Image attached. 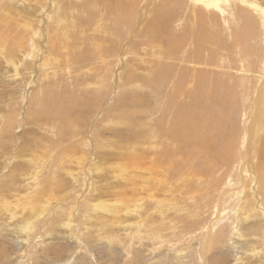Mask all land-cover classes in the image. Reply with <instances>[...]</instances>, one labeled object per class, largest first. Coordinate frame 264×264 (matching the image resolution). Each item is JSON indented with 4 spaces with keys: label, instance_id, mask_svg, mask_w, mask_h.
I'll list each match as a JSON object with an SVG mask.
<instances>
[{
    "label": "rangeland",
    "instance_id": "1",
    "mask_svg": "<svg viewBox=\"0 0 264 264\" xmlns=\"http://www.w3.org/2000/svg\"><path fill=\"white\" fill-rule=\"evenodd\" d=\"M236 4L0 0V264H264L263 30Z\"/></svg>",
    "mask_w": 264,
    "mask_h": 264
},
{
    "label": "bare ground",
    "instance_id": "2",
    "mask_svg": "<svg viewBox=\"0 0 264 264\" xmlns=\"http://www.w3.org/2000/svg\"><path fill=\"white\" fill-rule=\"evenodd\" d=\"M129 3H131L132 0H128ZM136 1V0H134ZM142 1V0H141ZM193 6H198L199 8H205L207 10H215V9H221L222 11L224 10L222 6L225 4L231 5L233 2L235 3V7L237 6V2H241L247 7L252 8L253 10L256 11V15L258 16V19L260 21V25H262V30H263V41H264V1L263 0H189ZM128 4V3H127ZM125 4L122 7V0H119V8H124L127 6ZM197 7V8H198ZM232 7V6H231ZM198 8V9H199ZM202 8V9H203ZM220 10V11H221ZM217 12V11H216ZM210 13V12H209ZM224 13V12H223ZM227 13V12H226ZM217 14V13H216ZM231 15V14H230ZM223 17V22L226 23L228 18ZM220 18V16H219ZM225 18V19H224ZM180 25V24H179ZM3 38V37H2ZM1 38V40H2ZM3 48V47H2ZM247 140L246 136L243 138V143ZM247 142V141H246ZM98 204V203H97ZM102 205V204H101ZM97 207V206H94ZM103 209V208H102ZM105 212V211H104Z\"/></svg>",
    "mask_w": 264,
    "mask_h": 264
}]
</instances>
